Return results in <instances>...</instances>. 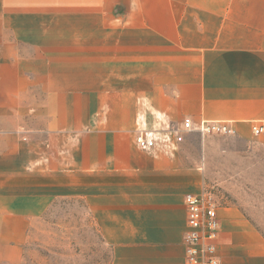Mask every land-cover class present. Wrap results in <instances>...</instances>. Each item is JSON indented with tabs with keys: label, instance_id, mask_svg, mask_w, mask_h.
<instances>
[{
	"label": "crops",
	"instance_id": "0c3cea01",
	"mask_svg": "<svg viewBox=\"0 0 264 264\" xmlns=\"http://www.w3.org/2000/svg\"><path fill=\"white\" fill-rule=\"evenodd\" d=\"M187 118L235 134L138 147V132ZM253 122L264 0H0V264H23L32 228L63 201L86 206L109 264H186L185 197L234 192L223 179L264 151ZM217 210L222 264H264L243 206Z\"/></svg>",
	"mask_w": 264,
	"mask_h": 264
},
{
	"label": "rangeland",
	"instance_id": "374dc122",
	"mask_svg": "<svg viewBox=\"0 0 264 264\" xmlns=\"http://www.w3.org/2000/svg\"><path fill=\"white\" fill-rule=\"evenodd\" d=\"M235 144L220 141V146L233 152ZM256 156L247 163L242 177L223 179L234 192L218 186L210 194L217 205L239 202L264 235V151ZM234 167L233 163L232 171ZM109 260L110 248L103 243L86 206L63 201L32 228L23 264H109Z\"/></svg>",
	"mask_w": 264,
	"mask_h": 264
},
{
	"label": "built area",
	"instance_id": "2783aa9c",
	"mask_svg": "<svg viewBox=\"0 0 264 264\" xmlns=\"http://www.w3.org/2000/svg\"><path fill=\"white\" fill-rule=\"evenodd\" d=\"M198 130L203 136L234 135L235 131L226 123L201 122L197 127L189 118L185 119L180 130L170 128L159 130L145 129L138 132L136 143L140 149L152 150L158 141H167L168 134L175 137V143L184 141V133ZM251 131L254 137L264 139V122H253ZM187 229L184 236L186 264H222L218 256L220 221L218 205L209 192L201 195L188 194L185 197Z\"/></svg>",
	"mask_w": 264,
	"mask_h": 264
}]
</instances>
